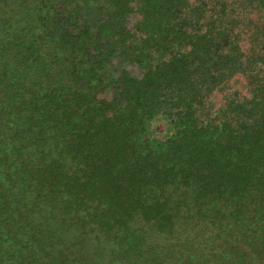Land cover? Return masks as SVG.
Listing matches in <instances>:
<instances>
[{
	"label": "trees",
	"instance_id": "16d2710c",
	"mask_svg": "<svg viewBox=\"0 0 264 264\" xmlns=\"http://www.w3.org/2000/svg\"><path fill=\"white\" fill-rule=\"evenodd\" d=\"M0 264H264V0H0Z\"/></svg>",
	"mask_w": 264,
	"mask_h": 264
},
{
	"label": "rangeland",
	"instance_id": "374dc122",
	"mask_svg": "<svg viewBox=\"0 0 264 264\" xmlns=\"http://www.w3.org/2000/svg\"><path fill=\"white\" fill-rule=\"evenodd\" d=\"M88 15L91 18H93V17L95 18V17H97V12L95 10H93L92 12H91V10H89ZM121 66H122V63L120 61H115V62L112 61V62L107 63V67L105 68V72L103 73V77L107 78L113 74H117L119 72ZM99 95H100V98H109L111 96V93H102ZM153 126L156 130V136H158L160 138L168 136L171 133V128H170L169 122L163 116L157 117L153 123Z\"/></svg>",
	"mask_w": 264,
	"mask_h": 264
}]
</instances>
